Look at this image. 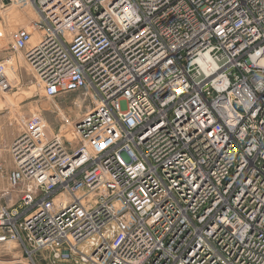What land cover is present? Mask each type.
I'll use <instances>...</instances> for the list:
<instances>
[{"label":"built area","instance_id":"1","mask_svg":"<svg viewBox=\"0 0 264 264\" xmlns=\"http://www.w3.org/2000/svg\"><path fill=\"white\" fill-rule=\"evenodd\" d=\"M7 1L0 90L21 53L62 123L9 145L0 264H264V0Z\"/></svg>","mask_w":264,"mask_h":264},{"label":"rangeland","instance_id":"2","mask_svg":"<svg viewBox=\"0 0 264 264\" xmlns=\"http://www.w3.org/2000/svg\"><path fill=\"white\" fill-rule=\"evenodd\" d=\"M32 6L27 3L0 0V42L4 49H10L9 33L15 28L24 25L28 19L35 18ZM2 51H0L1 54ZM2 56V55H1ZM15 71L10 73L13 87L9 92L0 90V116L5 117L6 129L0 136V204L5 200L1 197L2 190L7 186L6 173L11 168L12 162L8 151L9 145L21 131L23 121L32 113L39 112L47 123L48 133H57L62 121L52 112V104L41 96L39 87L35 85L33 73L24 61L21 53H13ZM1 59V58H0ZM21 79V81H20ZM73 96L67 95L60 98L57 103L63 108L72 105ZM68 114L75 113V108L66 109ZM62 132V131H61ZM7 253L4 259H11L12 255H20L17 243H10L0 247V253Z\"/></svg>","mask_w":264,"mask_h":264},{"label":"crops","instance_id":"3","mask_svg":"<svg viewBox=\"0 0 264 264\" xmlns=\"http://www.w3.org/2000/svg\"><path fill=\"white\" fill-rule=\"evenodd\" d=\"M33 38L35 39L34 36H33ZM35 40H36V39H35ZM32 42H34V40H33ZM7 54H8V52H5V50L2 51L1 54H0V58L3 59L2 57L7 56ZM1 55H2V56H1ZM20 81H21V79H20ZM6 131H7V129H6L5 117L0 116V135H1V134L4 135V132H6ZM0 137H1V136H0ZM0 247H1V246H0Z\"/></svg>","mask_w":264,"mask_h":264},{"label":"water","instance_id":"4","mask_svg":"<svg viewBox=\"0 0 264 264\" xmlns=\"http://www.w3.org/2000/svg\"><path fill=\"white\" fill-rule=\"evenodd\" d=\"M79 151H75V155H78Z\"/></svg>","mask_w":264,"mask_h":264}]
</instances>
